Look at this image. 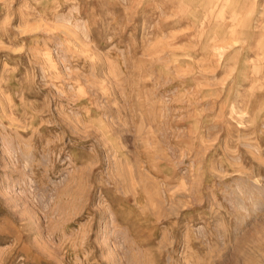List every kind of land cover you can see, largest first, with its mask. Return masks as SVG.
<instances>
[{
    "label": "rangeland",
    "instance_id": "rangeland-1",
    "mask_svg": "<svg viewBox=\"0 0 264 264\" xmlns=\"http://www.w3.org/2000/svg\"><path fill=\"white\" fill-rule=\"evenodd\" d=\"M0 264H264V0H0Z\"/></svg>",
    "mask_w": 264,
    "mask_h": 264
}]
</instances>
